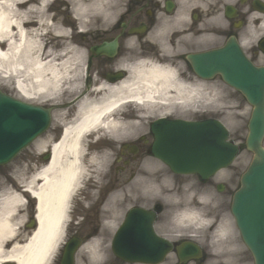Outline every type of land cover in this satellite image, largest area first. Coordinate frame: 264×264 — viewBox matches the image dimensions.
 <instances>
[{
    "label": "flooded vegetation",
    "instance_id": "flooded-vegetation-1",
    "mask_svg": "<svg viewBox=\"0 0 264 264\" xmlns=\"http://www.w3.org/2000/svg\"><path fill=\"white\" fill-rule=\"evenodd\" d=\"M110 5L112 20L106 22L102 30L90 33L89 46L114 40L117 45L115 51L108 54H96L91 51L86 53L89 76L86 83L89 86L98 81L112 83L114 75L125 71L126 65L136 63V59L145 64L169 66L175 71L179 82L191 83L194 71L188 57L220 48L228 41L238 42L248 59L254 63L264 64V51L259 45L264 35V0H111ZM33 22L34 20H31V24ZM187 118L199 120L193 116ZM149 127L150 124L147 125L148 137L151 136ZM58 132L57 127H52L46 135L55 138ZM150 148V143L141 136L133 152L120 150L115 155L116 163L113 166L115 179L105 181L106 184L110 182V185L103 186L104 190L100 195L81 208L84 221L76 227L70 226L67 230L68 236L74 234L81 243L96 239L97 244L105 247V264H144L119 259L112 253L111 243L107 242V237L113 233L118 223L124 220L129 208L138 209L141 226L146 224L153 234L163 237L174 247L183 239V236L175 233V218L177 211H182L186 206L185 201H190V205H194L201 212L200 221L207 226V236L202 246L213 237L237 230L230 211L231 195L240 186V176L246 168L243 160H249L251 153L247 151L242 162L237 164L236 182L233 185L228 186L218 181L209 186V180L202 182L197 179L199 185L191 186L188 191L190 196H175L176 200L172 199L170 202L167 196L135 194L134 192L139 191L132 192L127 186L128 172L138 170L151 174L143 169L146 158L151 157ZM115 187L121 190L118 191ZM209 190L215 193L214 196L208 195ZM116 193L117 195H114ZM198 200H202L203 204L198 203ZM34 202L33 199L28 202V215L19 231V241H23L35 227ZM68 236L59 245L51 264H60ZM230 244H233V241L229 237L225 245ZM84 262L86 259L80 258L76 252L74 264ZM155 264L179 262L175 253H168Z\"/></svg>",
    "mask_w": 264,
    "mask_h": 264
},
{
    "label": "bare ground",
    "instance_id": "bare-ground-1",
    "mask_svg": "<svg viewBox=\"0 0 264 264\" xmlns=\"http://www.w3.org/2000/svg\"><path fill=\"white\" fill-rule=\"evenodd\" d=\"M33 1L0 0V76L11 75L17 92L26 98H34L37 92L47 93L57 86L59 88L61 75V67L44 61L46 58L43 57L41 33L46 27L44 6L47 0H39L38 8L33 6ZM68 1L75 13L99 7L98 0H89L86 4H82V0ZM34 9H38L39 27L27 29L25 21ZM61 32L65 33V30ZM131 73L129 79L114 86L98 88L100 95L97 98L84 99L77 105L73 118L63 121L62 136L52 143L47 163L30 170L26 180L20 175L8 176L0 183V264L49 262L62 240L69 201L80 189L85 171H89L83 160H88L90 167L97 169L104 168L107 163L106 151L86 154L87 136L105 130L117 139L121 132L138 125V121L114 118L122 114L123 106L131 103L143 107L155 106L157 101L162 103L161 99H168L165 87L171 83L169 70L136 67ZM191 92L201 93V90L191 89ZM214 102L215 97L208 100L209 104ZM18 186L21 191L29 190L36 202L37 228L25 244H17L13 239L16 229L12 220L19 211L17 203L23 201V193L17 192Z\"/></svg>",
    "mask_w": 264,
    "mask_h": 264
},
{
    "label": "water",
    "instance_id": "water-1",
    "mask_svg": "<svg viewBox=\"0 0 264 264\" xmlns=\"http://www.w3.org/2000/svg\"><path fill=\"white\" fill-rule=\"evenodd\" d=\"M209 70L220 73L223 80L239 90L252 105L245 144L254 151L255 158L243 180L242 192L235 197V205L245 204L258 214L253 218H243L242 236L255 264H264V149L261 146L264 134V68H254L238 49L226 47L209 56ZM152 130L156 133L153 149L159 158L174 171L195 172L201 178L227 165L237 152L236 146L225 141L226 130L215 121H159ZM22 145L17 148L7 145L4 151L7 155L2 156L0 162L14 155Z\"/></svg>",
    "mask_w": 264,
    "mask_h": 264
},
{
    "label": "rangeland",
    "instance_id": "rangeland-1",
    "mask_svg": "<svg viewBox=\"0 0 264 264\" xmlns=\"http://www.w3.org/2000/svg\"><path fill=\"white\" fill-rule=\"evenodd\" d=\"M89 0H82V4H86L87 2H88ZM62 3H64V4H67L66 2H62ZM61 6H59L58 8H55V9H59ZM51 8L52 7H50V10H51ZM90 9V10H89ZM89 9H87V10H85V11H83V12H81V11H79L80 13H77V16H79L82 20H84L85 22H83L84 24H86V23H88V19H90V18H88V17H91V15L92 14H94L96 11H94V10H96L95 8H89ZM89 11H90V13H89ZM49 13V15L51 14V12L49 11L48 12ZM98 13V12H97ZM70 15H72L73 16V14L72 13H69ZM63 16H64V18H65V16H66V14L65 13H63ZM51 18V17H50ZM58 25H60V26H63V28H65V30L67 31V34L65 35V36H63V37H60V38H56L55 36H54V34H56L57 32V28H61V27H58ZM85 26L86 25H84V27H81L80 25H79V23H78V27L80 28V29H84L85 28ZM56 28V29H55ZM71 28H69L68 26H66V25H61L59 22H51L50 24H49V26H48V32H47V34H49V36L47 35V37L45 36V35H43V37H45V41H48L49 43H54V45L53 46H51L50 47V49H52L53 51H67V52H72V51H74V52H80V53H83L84 52V50H85V45L88 43V40L87 39H84L83 37H81V39H77L76 41L79 43V49L78 48H76V47H73V45H72V43L68 40V37H70V35H71V30H70ZM77 30V29H76ZM87 38V37H86ZM60 40V42L59 41H57V40ZM63 61V60H62ZM64 62H66V65L65 66H67V63H69V67L68 68H71L72 67V62H75V71H76V73H75V75H74V82L73 83H71V84H69L71 81H68V79H71V77H72V75L70 74L69 76H68V78L66 79V82L64 83V89L62 88L60 91H58V88L57 89H55V91H53V92H50L49 94L51 95V96H54L55 98H58V99H60L61 97H62V95H64L65 97H68L67 96V94L66 93H70V92H74L76 89H79L80 88V86H82V83H83V77H84V67H85V65H84V60L82 59V57H80V58H78V59H76V58H68V57H64ZM68 68H66V69H68ZM11 75H9L8 77H6V78H3V77H0V81H1V83H2V87L5 89V90H7V91H9V92H11V93H13V95H15L16 96V91H12L11 90ZM65 89H66V91H65ZM64 91V92H63ZM49 94H47V95H45V94H38L37 96H39V98H44L45 96H48ZM17 97H20V96H18L17 95ZM21 98V97H20ZM161 107H159V108H155V106H150V107H146V111L147 112H150V113H152V112H154V111H158L159 109H160ZM139 109H142V107L141 106H136L135 104H128L123 110H126L128 113H129V115L130 116H133V114H135V110H139ZM134 110V111H133ZM247 111H248V109H246V108H244V116H243V118L241 119V120H243V123H244V120H246V115H247ZM60 115V116H62V114H63V111H59V113H54V115ZM59 115L57 116V117H59ZM221 119H224V118H222L221 117ZM226 119V121H227V119H229V117L228 118H225ZM141 120V119H140ZM229 126H231V128H232V125L229 123ZM144 130V127L143 126H141V124H140V126H138L136 129H135V134L138 132V131H143ZM103 136V135H102ZM129 138V140L131 139V136H129L128 137ZM30 159H34L33 160V162L35 161V160H38L37 159V154L36 153H34V148H32V147H29L28 149L26 148V149H24L22 152H20L18 155H17V157L16 158H14L11 162H9L8 164H6L5 166H2V167H0V183H2L1 182V180H2V174H5V173H7V172H9V171H12V170H16V168L19 166V165H23V164H25L26 162H28ZM157 178H155V180H156ZM147 183H149V184H151V183H153V182H151V181H148ZM148 184V185H149ZM216 253V252H215Z\"/></svg>",
    "mask_w": 264,
    "mask_h": 264
}]
</instances>
